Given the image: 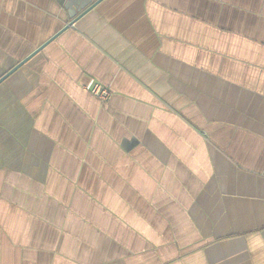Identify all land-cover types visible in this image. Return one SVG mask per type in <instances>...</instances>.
Listing matches in <instances>:
<instances>
[{"label":"crops","instance_id":"1","mask_svg":"<svg viewBox=\"0 0 264 264\" xmlns=\"http://www.w3.org/2000/svg\"><path fill=\"white\" fill-rule=\"evenodd\" d=\"M79 1L0 0V264H264V0Z\"/></svg>","mask_w":264,"mask_h":264},{"label":"built area","instance_id":"2","mask_svg":"<svg viewBox=\"0 0 264 264\" xmlns=\"http://www.w3.org/2000/svg\"><path fill=\"white\" fill-rule=\"evenodd\" d=\"M84 87L87 91L91 92L102 101H106L111 95V91L108 87L94 79H90L87 84L84 85Z\"/></svg>","mask_w":264,"mask_h":264},{"label":"water","instance_id":"3","mask_svg":"<svg viewBox=\"0 0 264 264\" xmlns=\"http://www.w3.org/2000/svg\"><path fill=\"white\" fill-rule=\"evenodd\" d=\"M99 0H80L77 4H78V7H77V11H79L80 13L78 15L76 14H73V12L71 11V18L72 20L69 22L68 25H72L75 23V21L78 19V16L79 15H82L84 13H86L88 10L91 9V7H93ZM76 13V12H75ZM21 64H19L18 66H20ZM16 66V67H18ZM15 67V69H16ZM8 74H6L4 77H6ZM3 77V78H4ZM2 78V79H3Z\"/></svg>","mask_w":264,"mask_h":264}]
</instances>
